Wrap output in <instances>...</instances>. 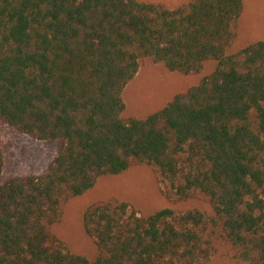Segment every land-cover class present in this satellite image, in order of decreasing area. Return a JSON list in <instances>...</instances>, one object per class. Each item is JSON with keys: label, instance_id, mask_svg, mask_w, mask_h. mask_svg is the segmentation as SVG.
<instances>
[{"label": "trees", "instance_id": "16d2710c", "mask_svg": "<svg viewBox=\"0 0 264 264\" xmlns=\"http://www.w3.org/2000/svg\"><path fill=\"white\" fill-rule=\"evenodd\" d=\"M243 0H0V120L58 141L41 174L0 182V264H202L218 241L264 264V38L232 49ZM198 74L143 117L122 91L139 64ZM3 164L0 152V172ZM154 168L208 209L141 213L116 197L82 214L93 258L53 231L103 175Z\"/></svg>", "mask_w": 264, "mask_h": 264}, {"label": "rangeland", "instance_id": "374dc122", "mask_svg": "<svg viewBox=\"0 0 264 264\" xmlns=\"http://www.w3.org/2000/svg\"><path fill=\"white\" fill-rule=\"evenodd\" d=\"M175 6L185 0H149ZM236 37L232 49L264 37V0H243V9L235 24ZM206 64L198 74L169 71L159 63L140 62L137 72L122 91L125 116L143 117L162 106L173 94L196 83L209 69ZM58 150V141L39 140L10 127L0 120V152L3 164L0 182L9 177L41 174ZM116 197L127 201L141 213L163 207L185 210L197 207L208 209L206 197L180 200L163 184L153 167L139 164L119 173L100 176L95 184L81 195L71 198L64 206L61 218L53 225L55 234L75 253L93 258L96 248L82 224V214L92 202ZM202 264H244L231 257L218 241L217 250Z\"/></svg>", "mask_w": 264, "mask_h": 264}, {"label": "crops", "instance_id": "0c3cea01", "mask_svg": "<svg viewBox=\"0 0 264 264\" xmlns=\"http://www.w3.org/2000/svg\"><path fill=\"white\" fill-rule=\"evenodd\" d=\"M243 9V8H242ZM264 38V37H263ZM259 39H262V37L261 38H259Z\"/></svg>", "mask_w": 264, "mask_h": 264}]
</instances>
